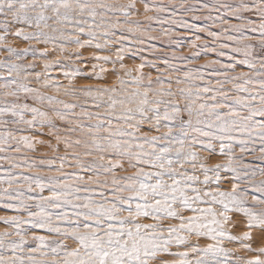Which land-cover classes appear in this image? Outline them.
I'll return each mask as SVG.
<instances>
[{"label":"snow or ice","instance_id":"1","mask_svg":"<svg viewBox=\"0 0 264 264\" xmlns=\"http://www.w3.org/2000/svg\"><path fill=\"white\" fill-rule=\"evenodd\" d=\"M0 211V264H264V0H0Z\"/></svg>","mask_w":264,"mask_h":264},{"label":"rangeland","instance_id":"2","mask_svg":"<svg viewBox=\"0 0 264 264\" xmlns=\"http://www.w3.org/2000/svg\"><path fill=\"white\" fill-rule=\"evenodd\" d=\"M165 2H167V0H165ZM151 14V13H150ZM154 35H157L158 33H153ZM181 34H183L181 32ZM202 36L204 34H201ZM14 46L16 47H19V48H23V47H26V44L24 43H20V42H14ZM71 50V49H69ZM181 51L187 55L189 54L188 53V50L187 48H183L181 49ZM81 52L83 53V56L85 59H88L91 54H92V50L91 49H81ZM106 54V53H105ZM143 55L145 56H148L149 58H151L150 54L145 52L143 53ZM141 62L139 56H136V57H133L131 53H126L125 54V60H124V63L127 64L130 68L131 67H134L136 64H139ZM200 63H203V60L199 61ZM39 63V61H38ZM80 67H85L84 65H79ZM106 67H108L109 69L111 68V65H107ZM118 67V66H117ZM149 71V69H145V72L147 73ZM57 73H53V75H56ZM85 75H93V73L90 71V65H88L86 68H85ZM153 76H155V73H153ZM115 82V78L113 76H107L105 81H96V80H81L79 81V84L81 85H84V84H87V85H91L93 87L95 86H101L103 84H107V85H111ZM44 137H37V139H42ZM37 149L38 151L36 153H30V155H34V156H40L41 154L43 153H47L48 156H52V155H55V153H53L50 149L46 148V147H42L40 145H37ZM60 155H63V151L61 150V152L59 153ZM246 159H252V157H246ZM216 162V159H212L209 161L210 164H213ZM69 171H72V169H68ZM132 170H129V174ZM222 187H228V183L227 181H224L223 184H222ZM6 213L0 211V215H4ZM7 214H11V213H7ZM3 225H0V228H2ZM232 233L234 235H239L241 234L244 229L243 227H236V228H232L231 229ZM253 238L255 240V243L253 244V247H258L260 246V240H259V237L256 233H253ZM203 242V241H202ZM225 247L227 248H231L233 249L237 255H240V256H245V257H251V254L250 253H247L246 251H244L243 249H240L239 248V245L236 244V243H228L227 241H225Z\"/></svg>","mask_w":264,"mask_h":264}]
</instances>
